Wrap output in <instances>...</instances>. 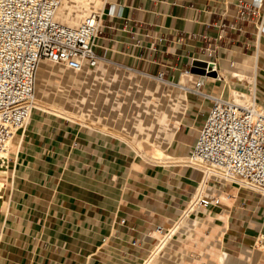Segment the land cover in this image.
Here are the masks:
<instances>
[{"label": "crops", "instance_id": "0c3cea01", "mask_svg": "<svg viewBox=\"0 0 264 264\" xmlns=\"http://www.w3.org/2000/svg\"><path fill=\"white\" fill-rule=\"evenodd\" d=\"M240 1L260 3L251 22L238 19ZM79 3L82 12L75 11ZM90 4L103 14L96 72L81 69V94L65 99L59 84L69 74L39 62L35 95L36 75L52 80L55 114L34 110L13 139L9 167L0 169V264H164L169 248L185 240L205 245L219 264H264V193L208 182L185 163L212 98L231 99L232 91L248 92L253 83L264 102V34L257 31L264 0H81L74 6L79 18L68 25L94 13ZM195 60L218 72L202 90L195 88L203 71ZM104 62L177 80L183 90L172 113L137 100L140 109L118 135L105 111L91 119L94 104L109 97L97 87L88 100L89 89L116 77ZM124 78L165 92L130 73ZM203 195L218 200L211 204L218 213L196 203Z\"/></svg>", "mask_w": 264, "mask_h": 264}, {"label": "built area", "instance_id": "2783aa9c", "mask_svg": "<svg viewBox=\"0 0 264 264\" xmlns=\"http://www.w3.org/2000/svg\"><path fill=\"white\" fill-rule=\"evenodd\" d=\"M61 1L0 0V169L9 167L10 142L26 129L37 110L39 62L48 60L73 71L90 70L101 62L96 47L103 14L93 13L69 27L54 18ZM258 9L260 3L249 7L240 1L238 19L251 22ZM257 31L264 34V16ZM213 69L217 71L214 64ZM154 78L163 80V73ZM212 99L187 166L203 170L208 182L264 193V102L256 99L255 90L253 102L246 106ZM198 203L206 207L217 205L218 200L203 195Z\"/></svg>", "mask_w": 264, "mask_h": 264}, {"label": "rangeland", "instance_id": "374dc122", "mask_svg": "<svg viewBox=\"0 0 264 264\" xmlns=\"http://www.w3.org/2000/svg\"><path fill=\"white\" fill-rule=\"evenodd\" d=\"M81 0H77L75 4L71 7L70 14L73 15L76 13L75 11H81L83 4L79 3L78 6L75 8L74 6ZM90 7L92 10H94V13H100L95 7H93L92 4H90ZM73 10V11H72ZM73 12V13H72ZM57 13V12H56ZM60 17L65 16L64 13L58 14ZM67 18V16H65ZM43 63H45L50 68L56 69V70H63L66 73L69 74V79L62 81L61 86L64 87V94L67 95L64 96L65 99H72L76 96H79L82 92V84H80L77 80L83 77V73L80 71H73L70 70L64 66L54 64L48 60H42ZM106 67L109 70H113L116 72V77L114 78H107L101 83H95L97 86H94L93 89H89L88 91V100L92 101V96L95 91H97V87L99 88V95H107L109 97V101L107 100V103H104L102 99L97 101L94 105L96 106V112L91 116L92 118H95L97 116H100L102 112L104 111L107 113L104 116L106 117V122H108L109 127H114L112 132L115 135H118L121 133L120 128L122 125L126 124L131 125V121L133 118H135V112L140 109V106L136 104L137 100H142L143 98L152 100V105L155 103H160V105L163 108H166L167 113L168 111L172 113L171 110V104L176 102L178 100L177 92L183 90L182 87H180L177 83V80L175 81H169L165 77L163 80H157L154 77L145 76L142 74H138L135 72H132L128 70L124 66H117L110 63L104 62ZM195 68H199L197 66H194ZM91 74H94L96 72L95 68H91L89 70ZM189 71V70H188ZM134 79L142 80V82L147 83L149 86L153 85H160L162 88L165 89L164 93H159L154 90L144 91L142 88H139L138 85L134 84L131 85L127 81L126 75L129 74ZM233 76H230L229 78H232ZM43 78L36 75V95H35V106L37 107V110H43L49 113L55 114V112H52L51 108L52 105L55 103L53 96V86H56L52 80H49L47 82H43ZM58 85V84H57ZM202 90V87H201ZM101 98V97H100ZM227 100H231L230 98L226 97ZM56 105V104H54ZM71 106L70 108L74 107V103H69ZM57 115V114H56ZM175 115V114H174ZM170 116H173V114ZM103 130V129H102ZM109 129H104V132L109 134ZM10 148V155L12 152H14V145L13 140L9 146ZM150 165V164H145ZM206 207H211L213 213H218L219 211L215 206L208 205ZM180 219V218H179ZM173 227V226H172ZM167 231L162 232L163 235H165ZM190 233L192 235H196V231L190 230ZM205 233L209 235V230L205 229ZM184 236L181 238L183 239ZM211 242L216 243L217 240H212ZM152 248V247H151ZM152 252L150 251L148 255H150ZM164 264H194V261L199 262L198 264H219L217 258H215L206 248L205 245H197L195 242L191 240H185L180 242L179 248H169L165 255ZM251 259H249L248 264L251 263Z\"/></svg>", "mask_w": 264, "mask_h": 264}, {"label": "bare ground", "instance_id": "6f19581e", "mask_svg": "<svg viewBox=\"0 0 264 264\" xmlns=\"http://www.w3.org/2000/svg\"><path fill=\"white\" fill-rule=\"evenodd\" d=\"M77 2V0H62L61 1V3L59 4V6L57 7V9H56V11H55V14H54V18H55V20H60L61 22H66L64 25H66V26H69V27H76V26H70V25H68L70 22H76L77 20H74L73 18L74 17H77L78 16V18H79V14L78 13H74L73 15H71L70 14V11H71V7L73 6V4H75ZM73 11V10H72ZM57 12V13H56ZM64 13V15L65 16H67V18L65 17V16H63V17H60L58 14L59 13ZM73 13V12H72ZM93 14V13H92ZM92 14H90V15H92ZM90 15H88V16H90ZM87 16V17H88ZM86 18V17H85ZM60 22V23H61ZM63 24V23H62ZM79 25V24H78ZM77 25V26H78ZM38 67V66H37ZM36 70H37V68H36ZM185 74H190V72H184ZM192 76V75H191ZM236 76V75H235ZM234 76V78L236 79V80H241V82H247V81H242V78L243 77H240V79H239V76L238 77H235ZM245 78V77H244ZM208 79V75H206L205 74V71H201V74L199 75V77H198V81L195 83V88L198 86V85H203V81L204 80H207ZM226 79V78H225ZM246 79V78H245ZM252 82V81H251ZM205 84V83H204ZM251 90V91H250ZM250 90L248 91V92H240V91H232V98H231V102H233V103H235V104H238V105H243V106H246V105H249L250 103H252L253 102V96H252V94L250 95L249 93H253V83H251V88H250ZM254 94V93H253ZM52 109V108H51ZM59 109V108H58ZM61 110V109H60ZM14 139V138H13ZM12 142V141H11ZM11 142H10V144H11ZM161 157V155L159 154V153H156L155 154V156H154V158H157V157ZM146 158V157H145ZM161 159V158H160ZM187 162H188V158H186V161H185V163L187 164ZM202 172H203V170H202ZM203 174H204V172H203ZM205 175V174H204ZM207 175V174H206ZM205 175V176H206ZM207 177H208V175H207ZM206 178V177H205ZM198 205H199V203H198V200H197V202H196ZM193 205V204H192ZM197 208V207H196ZM187 211V210H186ZM197 212V211H196ZM182 217V216H181ZM183 218H185V217H183ZM182 218V219H183ZM180 220V219H179ZM188 220V219H187ZM186 222V221H185ZM183 224V223H182ZM187 229H188V227H187ZM174 235V234H173ZM168 237V236H167ZM166 239V238H165ZM164 241L165 240H163L162 242H161V244L159 245V247L158 246H156V251L161 247V245L164 243ZM158 242V241H157ZM167 242H169V240L167 241ZM155 250V249H154ZM156 251H155V253H156ZM157 254H158V252H157ZM147 260V259H146ZM145 260V261H146ZM155 260V259H154ZM153 260V261H154Z\"/></svg>", "mask_w": 264, "mask_h": 264}, {"label": "water", "instance_id": "95a60500", "mask_svg": "<svg viewBox=\"0 0 264 264\" xmlns=\"http://www.w3.org/2000/svg\"><path fill=\"white\" fill-rule=\"evenodd\" d=\"M194 66H197L205 71L206 75L210 77H216L218 75L217 71L213 69V63L211 62L195 60Z\"/></svg>", "mask_w": 264, "mask_h": 264}]
</instances>
